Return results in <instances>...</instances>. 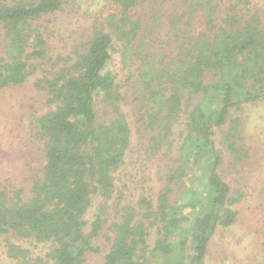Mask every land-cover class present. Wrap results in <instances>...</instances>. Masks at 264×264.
<instances>
[{
	"label": "trees",
	"instance_id": "obj_1",
	"mask_svg": "<svg viewBox=\"0 0 264 264\" xmlns=\"http://www.w3.org/2000/svg\"><path fill=\"white\" fill-rule=\"evenodd\" d=\"M114 1L116 11L107 19L111 31L93 27L84 50L69 65L37 81L49 105L35 117L45 156L41 176L27 196L10 180L0 183V237L16 264H82L86 253L97 250L93 240L106 221L114 173L131 145L124 97L106 70L113 37L123 57L136 59L142 91H135V105L144 155H164L167 167L154 201L145 196L139 207L125 203L118 209L108 225L112 238L103 264H150L149 257L203 264L217 228L236 221L243 191L231 187L222 166L248 158L236 112L264 101L263 13L251 0ZM62 5V0H0V90L25 82L36 70L35 61L46 58L39 20ZM153 20L163 22L167 35L158 34ZM159 35L171 39V55L156 45ZM207 72L214 79L207 81ZM101 100L107 116L99 121ZM94 194L104 204L88 228L84 217ZM184 208L188 215L182 214ZM150 225L157 227L152 248ZM17 238L52 246L33 255Z\"/></svg>",
	"mask_w": 264,
	"mask_h": 264
},
{
	"label": "rangeland",
	"instance_id": "obj_2",
	"mask_svg": "<svg viewBox=\"0 0 264 264\" xmlns=\"http://www.w3.org/2000/svg\"><path fill=\"white\" fill-rule=\"evenodd\" d=\"M62 1L60 10L39 20L48 44L46 58L35 61L36 70L25 82L0 90V183L10 180L23 188L26 196L30 193L32 181L41 176L45 159L42 141L35 130V117L45 112L49 105L46 90L37 81L58 68L69 65L76 52L84 50L93 27L111 31L107 19L109 14L116 11L114 0ZM251 3L264 17V0H251ZM151 14L157 17L156 14ZM151 22L155 23L153 27H156L158 34L160 32L167 35L163 22ZM157 25L161 26L157 28ZM147 35L145 32L144 36ZM113 40L112 58L106 70L114 74L117 87L124 97L122 108L131 126V145L124 163L114 173L115 191L106 204V221L99 236L93 240V246L97 250L86 253L82 264H103L112 238L108 225L119 216L118 209L125 203L139 207V200L145 196L154 201L167 167L164 155L152 158L144 155L142 146L145 141L141 142L140 139L142 132L137 124L139 112L135 105V91L137 90V94L142 91L139 90L141 84L138 82L136 59L132 56L123 57L120 43L114 37ZM155 41L164 55H171V39L170 42L168 37L159 35L155 37ZM205 79L211 81L214 76L207 72ZM96 106L100 121L107 116V108L102 100ZM236 114L242 120V134L248 147V158L236 166L224 163L222 168L227 167L224 171L226 180L231 187L241 188L243 196L235 205L238 211L235 223L226 228H217L209 242L203 264H264V101L244 104ZM183 119L184 116H180L174 127L175 144L178 142ZM215 140H219L217 130ZM226 161L228 162L227 155ZM100 204L104 202L99 195L94 194L84 217L88 228ZM189 213V209L184 208L182 214ZM147 231V242L149 248H152L157 237V227L150 225ZM16 240L33 255H43L52 246L50 243L28 239ZM187 248L185 254L190 252V247ZM149 261L150 264H174L171 259L164 257H149ZM186 262L183 259V264ZM0 264H16L6 256L2 237Z\"/></svg>",
	"mask_w": 264,
	"mask_h": 264
}]
</instances>
